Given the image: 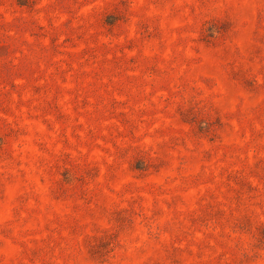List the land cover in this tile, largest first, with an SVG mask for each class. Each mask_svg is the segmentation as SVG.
<instances>
[{
    "label": "rangeland",
    "instance_id": "obj_1",
    "mask_svg": "<svg viewBox=\"0 0 264 264\" xmlns=\"http://www.w3.org/2000/svg\"><path fill=\"white\" fill-rule=\"evenodd\" d=\"M0 264H264V0H0Z\"/></svg>",
    "mask_w": 264,
    "mask_h": 264
},
{
    "label": "trees",
    "instance_id": "obj_2",
    "mask_svg": "<svg viewBox=\"0 0 264 264\" xmlns=\"http://www.w3.org/2000/svg\"><path fill=\"white\" fill-rule=\"evenodd\" d=\"M205 123V122H204Z\"/></svg>",
    "mask_w": 264,
    "mask_h": 264
}]
</instances>
